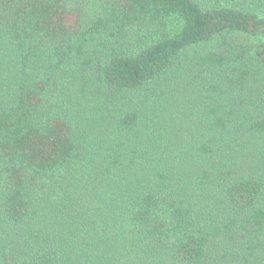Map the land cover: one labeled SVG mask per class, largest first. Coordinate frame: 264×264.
<instances>
[{
  "label": "trees",
  "instance_id": "16d2710c",
  "mask_svg": "<svg viewBox=\"0 0 264 264\" xmlns=\"http://www.w3.org/2000/svg\"><path fill=\"white\" fill-rule=\"evenodd\" d=\"M87 2L0 0V264H264V0Z\"/></svg>",
  "mask_w": 264,
  "mask_h": 264
},
{
  "label": "rangeland",
  "instance_id": "374dc122",
  "mask_svg": "<svg viewBox=\"0 0 264 264\" xmlns=\"http://www.w3.org/2000/svg\"><path fill=\"white\" fill-rule=\"evenodd\" d=\"M99 4H100V0H88V2L86 3L87 11L89 13H92L95 9H97V6ZM138 37H139V34L135 31H133V32L131 31L129 36H128V38L132 41H135Z\"/></svg>",
  "mask_w": 264,
  "mask_h": 264
}]
</instances>
